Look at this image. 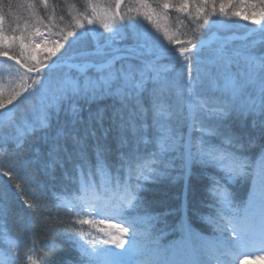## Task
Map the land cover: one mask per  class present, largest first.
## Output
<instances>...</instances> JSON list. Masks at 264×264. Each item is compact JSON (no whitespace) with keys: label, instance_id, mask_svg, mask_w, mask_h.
Masks as SVG:
<instances>
[{"label":"snow or ice","instance_id":"1","mask_svg":"<svg viewBox=\"0 0 264 264\" xmlns=\"http://www.w3.org/2000/svg\"><path fill=\"white\" fill-rule=\"evenodd\" d=\"M43 2L47 3V0ZM19 7L17 4V12ZM17 12L15 17L18 18ZM252 15L254 17L256 13ZM244 18L248 19L247 16ZM4 20L0 16V57L8 56L5 40L17 39L15 36H5ZM87 31L86 28L82 32L69 31L60 39L52 40L51 48L48 47L49 41L39 32L34 33L41 37L39 43H24L26 37L19 38L20 46L28 53L24 75L34 80L30 95L42 96L40 116L36 122L26 123L24 132L36 134L38 128L39 143L32 145L29 153L19 146L18 137L17 141L7 135L0 137V147L6 149L0 163L9 167L3 175L20 180L23 194L33 196L30 204L21 199L25 205L24 214L40 207L39 199L33 192L34 186H42L36 177L38 171L46 177L44 187L50 183L53 189L58 190V187L71 185L78 191L87 193L94 190L99 193L95 204L97 214L105 213L129 223L130 227H123L122 232L129 234V244L142 255L140 264H201L200 261L178 259L184 255L180 248L161 251L146 233L133 235V229L138 227L137 219L127 212L125 201L111 198L105 203L109 190L114 191L119 187L120 169L131 165L141 142H150L147 139L148 130L154 129V140L159 145L160 153L174 151L176 155L164 162L162 167L149 170L145 179L150 177L159 181L168 177L173 183L182 181V206H187L194 193V165L224 167V172L217 173L219 179H211V185L214 188L221 181L227 183L238 178L250 181L259 192V230L264 238V160L247 162L241 151L245 145L257 144L264 153V56L256 57L247 51L217 49L211 61L215 71L206 75L220 95L216 98L215 106L205 113L207 126L200 129L198 137H193L191 132L178 134L167 116L171 105L165 90L170 91L175 81L162 80L157 76L152 86H147L159 57L172 54V50L154 41L149 45L147 38L143 42L138 39L135 45H122L125 37L118 29L102 40L96 36L90 38ZM168 39L170 43H177L176 37ZM200 46L197 38L179 45V54L190 61L189 76L193 71L198 75L201 72L203 61L197 59L200 53L194 51ZM40 50L46 54L45 60L38 59ZM50 56L55 59H49ZM61 57H66L64 67L68 71L56 66ZM241 57L248 63L250 71H239ZM25 64H20L17 71L24 69ZM234 68L237 71L234 72ZM182 77L183 73L180 74ZM248 82L257 86L258 95L255 99L240 103L242 89ZM106 98H111L112 103H104ZM4 107L3 100H0V109ZM234 119L240 122L245 131L239 134L233 131L231 121ZM209 136L215 137L217 143L213 144ZM14 142H17V147L9 150ZM171 168L178 169L176 175H170ZM16 195L19 197L21 193ZM192 212L197 215L200 209L193 207ZM0 215H7L6 197L4 206L0 207ZM59 223L52 217L43 220V230L50 233V239L43 248L38 247L35 241L29 246L26 237L31 231L30 227L23 233H17L15 239L18 243L6 252L8 264H44L45 257L54 256L57 257L56 264H95L93 257L97 249L81 244L73 228L58 227ZM80 223L88 222L82 220ZM109 226L118 231L121 228L117 224ZM254 227L255 224L248 217L228 221L218 226V238L203 242L201 249L209 253L221 249L226 252L230 244L247 242ZM138 236L143 237L142 242L137 239ZM186 238L192 239V234H186ZM90 243L94 245L96 241ZM103 243L125 248L124 241L116 236L105 239ZM68 249L76 251L69 255ZM60 253L65 254L58 255ZM217 264H220L219 259Z\"/></svg>","mask_w":264,"mask_h":264},{"label":"trees","instance_id":"2","mask_svg":"<svg viewBox=\"0 0 264 264\" xmlns=\"http://www.w3.org/2000/svg\"><path fill=\"white\" fill-rule=\"evenodd\" d=\"M17 4L20 5L18 12ZM262 10L264 0H188L187 3L184 0H47V3L43 0H0V16L5 18L4 34L8 38L17 37L15 41L5 40L8 56L0 57V100L5 105L0 109V137L7 135L13 141H17L18 137L19 146L29 153L31 146L39 143L38 128L36 134L24 132L26 123L38 120L42 96L30 95L34 80L24 75L28 53L20 46L19 38L26 37L24 43H39L41 37L34 35L39 32L49 41L48 47L51 48L52 40L60 39L69 31L82 32L84 28L88 30L90 38L96 36L101 40L118 29L125 37L122 45H135L138 39L143 42L147 38L149 45L154 41L171 49L172 53H179L180 43L193 38H197L200 45L209 41L196 51L200 53L197 59L203 61L199 75L193 71L189 76L190 61L183 56L164 57L158 60L155 71L151 73L152 78L147 81L148 87L152 86L157 76L162 80L175 81L170 91L165 90L171 105L167 110L170 125L178 134L191 132L193 137H198L200 129L208 124L205 113L215 106L216 98L220 95L206 75L215 71L211 61L217 49L247 51L256 57L264 56V29L247 36L250 30L264 25ZM16 12L18 18L15 17ZM253 13H256L254 17ZM216 35L222 38H215ZM226 36L232 38H223ZM168 37H176L177 43H170ZM45 55L42 50L37 53L39 60H45ZM49 59L55 57L50 56ZM62 62H66V57H61L56 63ZM20 64H25V68L18 72ZM57 67L68 71L64 65ZM239 71H250L243 57L240 58ZM257 95V86L248 82L238 102H248ZM104 103L111 104L112 99L106 98ZM231 126L238 134L245 131L238 120L231 121ZM154 136L155 130L149 129L147 139L150 142L142 141L131 165L120 169L119 187L114 191L109 190L105 203L111 198L125 201L127 212L137 219L138 227L133 229V235L148 234L161 251L180 248L184 255L178 259L182 261L217 264L219 259L220 264H238L243 259L244 264H264V238L259 230V192L252 183L238 178L227 183L221 181L213 188L211 179H219L217 173L224 172V167L196 164L192 176L194 193L190 203L182 206V181L173 183L168 177L159 181L144 178L149 170L162 167L164 162L176 155L174 151L160 153ZM208 138L213 144L217 143L215 137ZM17 142L12 143L9 150L15 149ZM5 151L0 147V160L4 159ZM241 151L247 162L264 160V153L257 144L245 145ZM8 170V166L0 163V207L4 206L5 197L7 199V215H0V264H8L7 250L18 243L15 239L17 233H23L29 227L31 231L26 237L29 246L35 241L38 247L43 248L50 239V233L42 228L43 220L48 217L59 221L58 227L73 228L80 243L88 248L93 239L96 241L107 232L110 224L123 223L130 227L126 220L119 217L97 214L95 204L99 193L96 191L85 193L71 185L58 187L57 190L50 183L44 187L46 177L38 171L36 177L42 186H34L33 192L39 199L40 207L25 215V205L21 199L30 204L33 196L23 194L20 180L3 175ZM177 171L176 168L169 169L170 175H176ZM18 192L21 193L19 197L16 195ZM193 207L200 209L199 214L193 215ZM244 217L255 224L247 242L230 244L226 252L221 249L209 253L201 249L203 242L218 238V226ZM82 220L88 223L81 224ZM188 233L192 234L190 240L186 238ZM137 239L143 241L142 236ZM75 251L68 249L67 254H74ZM56 259L55 256L45 257L44 264H56ZM93 259L95 264H100L96 256ZM142 259L137 252L127 264H140Z\"/></svg>","mask_w":264,"mask_h":264},{"label":"rangeland","instance_id":"3","mask_svg":"<svg viewBox=\"0 0 264 264\" xmlns=\"http://www.w3.org/2000/svg\"><path fill=\"white\" fill-rule=\"evenodd\" d=\"M207 42L209 43V41ZM117 225H121L119 231L110 227L103 236H100V238L96 240L94 245L92 243L89 244L90 249H97L95 256L96 258L100 259V264H106L107 261L110 262V264H127V262L137 253V251L133 250L132 244H129V234L122 232L123 227H127V225L123 223H119ZM113 236L119 237L121 240H123L125 248H120L117 245L111 243H103L105 239H109ZM238 264H244L243 259H241Z\"/></svg>","mask_w":264,"mask_h":264},{"label":"water","instance_id":"4","mask_svg":"<svg viewBox=\"0 0 264 264\" xmlns=\"http://www.w3.org/2000/svg\"><path fill=\"white\" fill-rule=\"evenodd\" d=\"M261 29H264V25L258 26V27H256V28L250 30V31L247 33V36H249L252 32H254V31H256V30H261ZM215 38H222V36H220V35H216ZM223 38H232V37L226 36V37H223ZM234 39H235V38H234ZM241 39H243V38H241ZM207 43H208V42L201 44V46L198 47V48H197L196 50H194V51H197V50L202 49ZM180 56H181V55H180L179 53H172V54L167 55V56H161V57H159V59H160V58H164V57H180ZM159 59H158V60H159ZM65 63H66V62L56 63V66L65 65ZM35 71H36V70H33V73H35Z\"/></svg>","mask_w":264,"mask_h":264}]
</instances>
